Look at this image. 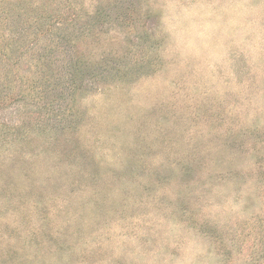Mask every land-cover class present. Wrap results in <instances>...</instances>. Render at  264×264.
Instances as JSON below:
<instances>
[{
  "label": "rangeland",
  "instance_id": "1",
  "mask_svg": "<svg viewBox=\"0 0 264 264\" xmlns=\"http://www.w3.org/2000/svg\"><path fill=\"white\" fill-rule=\"evenodd\" d=\"M0 264H264V0H0Z\"/></svg>",
  "mask_w": 264,
  "mask_h": 264
}]
</instances>
